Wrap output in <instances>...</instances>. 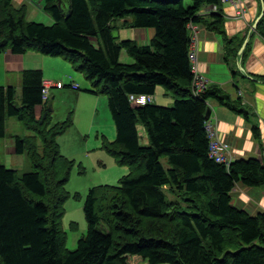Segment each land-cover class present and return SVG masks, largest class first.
I'll use <instances>...</instances> for the list:
<instances>
[{
	"label": "trees",
	"instance_id": "1",
	"mask_svg": "<svg viewBox=\"0 0 264 264\" xmlns=\"http://www.w3.org/2000/svg\"><path fill=\"white\" fill-rule=\"evenodd\" d=\"M13 1L0 0V53L63 57L83 73L89 92L107 96L114 119L117 137L105 140L104 148L129 171L116 184L89 190L83 205L87 234L69 249L63 219L72 161L61 153L57 137L72 116L53 122L50 101L42 98V69L23 71L21 104L15 86L0 85V138L6 136L7 117H17L31 133L14 137L15 152L26 154L32 168L20 174L0 165V264H130L132 255L150 264H264V212L240 209L231 196L237 182L264 186L263 161L240 158L227 165L209 155L208 101L237 112L243 108L218 86L199 97L191 90L188 24L224 33L218 11H211L214 22L201 12L222 0H191L188 7L185 0H69V16L62 1L43 0L51 25L28 21L26 5ZM122 19L121 26L154 28V38L148 44L119 40L115 21ZM257 31L264 35V15ZM123 49L135 62L120 61ZM158 86L173 93V106L130 99L153 97ZM39 105L43 112L37 117ZM138 125L148 145L141 143ZM165 184L182 201L168 200Z\"/></svg>",
	"mask_w": 264,
	"mask_h": 264
},
{
	"label": "crops",
	"instance_id": "2",
	"mask_svg": "<svg viewBox=\"0 0 264 264\" xmlns=\"http://www.w3.org/2000/svg\"><path fill=\"white\" fill-rule=\"evenodd\" d=\"M29 1L34 3L32 0ZM62 2L66 7V1L62 0ZM191 2L188 0L187 3L185 0L187 5H191ZM241 2L247 9L242 18L236 17L234 5L228 2L221 1L220 5H216V9H213L212 5L204 6L201 9L205 20L208 22L215 21L214 13L211 11H218L221 14L224 19V33L211 30L201 23H193L195 30L190 24H188V28L191 42L192 38L194 40V35H197L194 48L196 49L198 71L209 79V86L220 87L234 103L243 108V112H237L216 99H210L208 101V106L211 109L209 120L217 128L221 139L230 144V155L234 160L254 157L261 159L264 163V39L257 28H254V22L261 15L263 6L262 0H241ZM124 22V19L115 21V24L120 26L115 31L119 40L132 39L140 44H148L155 36L154 28L121 26ZM226 39H233V41L227 44ZM245 41L246 44H244ZM234 47L236 51L232 52L231 49ZM27 53L15 54L11 51L0 53V80H2L0 85L15 86L16 89L21 87L22 89V83L20 84L22 77L20 76L26 69H42L44 80L52 82L61 81L62 76L58 78L60 73H63L65 78V71L68 70L66 65H63L65 61H59L57 58L49 59L57 60V62L52 68L46 70L42 63L43 59L47 60L46 57L33 59ZM120 59L123 60L122 52ZM33 63L34 66H32ZM13 68H16L17 72L16 81H13L12 77L11 69ZM63 83L65 88H74L71 86L72 84ZM80 85L74 89L79 90ZM64 87L57 89H65ZM85 89L86 92L82 93L75 90L74 94H79V98L93 100L86 96V94L94 95L88 91L91 88ZM49 93L50 99L51 89ZM58 93L62 95L60 91ZM160 93L166 95L165 91L158 86L155 95H153V100L156 99L158 103H161ZM55 97L53 94V102ZM97 103H102L104 107L106 104L108 105L103 97H99ZM50 105L52 107V103ZM42 112V105L37 106V117H40ZM255 128L258 134H256ZM138 130L140 141L143 140V144H149L148 137H145L144 127L138 125ZM9 144L7 151L12 154L16 153L12 135ZM108 160L111 161V159ZM102 166L100 163V167ZM231 196L234 204L240 209H244L253 215L264 212V186L252 187L237 182L231 191Z\"/></svg>",
	"mask_w": 264,
	"mask_h": 264
},
{
	"label": "rangeland",
	"instance_id": "3",
	"mask_svg": "<svg viewBox=\"0 0 264 264\" xmlns=\"http://www.w3.org/2000/svg\"><path fill=\"white\" fill-rule=\"evenodd\" d=\"M14 0L16 6L26 5V19L28 21L41 22L46 25L54 23L51 15L46 12L43 8V0ZM66 1V0H64ZM188 3V0H186ZM191 2V0H190ZM37 5H36V4ZM188 7V5H187ZM246 8V6H245ZM51 19V20H48ZM96 43V39H93ZM10 52V51H9ZM30 52V51H29ZM40 52L27 53L33 59L36 57H46L47 60L43 59L42 63L46 70L52 68L56 64L57 60H49L57 58L59 61L65 63L66 68L65 78L64 74L60 73L58 78L61 77V81L77 85L81 84L80 89H74L71 87H64L65 89H57L59 87L51 88L52 94L50 95V104L53 107V122H64L72 116V123L69 125L67 130L57 137V142L60 146L61 153L72 161V169L70 172V179L66 185L67 192L69 194L68 199L65 202V216L63 219L64 229L67 232V247L74 250L78 246V241L81 237L87 234V222L84 214V200L89 190L97 184H116L118 180L128 173V167L120 166L112 160V157L107 153L104 148V141H114L116 138V127L114 119L109 108V104L104 107L102 103H97L99 97L105 98L108 102V98L104 94H86L93 100H87L79 98V94H74V91L79 93L86 92L85 88H92L91 82L85 77V75L73 67V65L63 57L48 56L39 54ZM123 60L122 63H133L135 59L129 56L125 49L122 51ZM27 56V57H29ZM27 59V58H26ZM30 59V60H33ZM52 61V62H51ZM46 63V64H44ZM35 64L33 63L32 66ZM42 68V67H39ZM44 69V68H43ZM12 70L13 81H16V68ZM71 72H70V71ZM70 72V73H69ZM22 77V75L20 76ZM2 82V80H0ZM22 78L20 79V84ZM79 83V84H78ZM61 87V88H63ZM166 93L162 95L160 93V102L156 99L153 100L155 104L171 107L174 105L173 93L166 88L160 86ZM16 102L21 104V87L16 89ZM62 95H59L58 92ZM50 94V93H49ZM53 94L55 99L53 102ZM107 98V99H106ZM7 133L6 136L0 138V165H5L8 168L17 169L20 174L30 172L32 170L31 163L26 154L10 153L7 151V147L10 145L11 135L12 138L15 136H24L30 134L31 131L27 130L26 127L18 120L15 116H8L6 120ZM145 137L146 134H145ZM143 144V140H141ZM148 145V144H144ZM108 159H111L109 162ZM161 161L165 168H169L168 156L161 157ZM99 163V164H98ZM102 163V167H100ZM97 165V166H96ZM162 190L167 195L168 200H180L182 197L171 190L169 184L162 186ZM76 224L75 229H71L70 223ZM130 264H150L148 261L138 255L129 256ZM157 264H170V263H157Z\"/></svg>",
	"mask_w": 264,
	"mask_h": 264
},
{
	"label": "built area",
	"instance_id": "4",
	"mask_svg": "<svg viewBox=\"0 0 264 264\" xmlns=\"http://www.w3.org/2000/svg\"><path fill=\"white\" fill-rule=\"evenodd\" d=\"M223 2H228L234 5L236 10V17L242 18L244 17L247 9L245 5L242 4L241 0H222ZM213 9H216V5H212ZM192 28L195 30V26L192 22L189 23ZM264 39V35H262ZM197 39V35H194V40L192 38L191 46H190V57L191 62L193 63L192 71H193V79L191 83V90L194 96H200L205 90L209 87V79L200 73L196 67L197 63V55L196 49L194 48L195 42ZM64 83L62 81L52 82L50 80H44L43 82V90H42V98L44 101L49 100V91L52 87H63ZM74 88H78L79 85L77 83H73L71 85ZM130 99L138 104H145L150 102L153 97L147 95H130ZM206 129L209 139V155L211 158L215 159L219 163H225L230 165V163L234 160L231 157L230 152V144L221 139L217 128L212 124V122L207 119L206 120Z\"/></svg>",
	"mask_w": 264,
	"mask_h": 264
},
{
	"label": "water",
	"instance_id": "5",
	"mask_svg": "<svg viewBox=\"0 0 264 264\" xmlns=\"http://www.w3.org/2000/svg\"><path fill=\"white\" fill-rule=\"evenodd\" d=\"M61 1H62V0H59V4H61ZM262 6H263L262 13H261V15L255 20V22H254V28H257L259 21L261 20V18H262L263 15H264V1H263V0H262ZM63 11H64V13L66 14V16H69V14H70V2H69V0H66V7H63ZM244 44H246V41H245ZM244 46H245V45H244ZM244 46H243V47H244ZM243 47H242V48H243ZM48 111H53V108L50 106V107L48 108ZM48 111H46V112L44 113V115H43V119H41V121H40L41 123H43L44 118L46 117ZM210 112H211V109L208 107V111H207V114H206V119H209V117H210Z\"/></svg>",
	"mask_w": 264,
	"mask_h": 264
}]
</instances>
